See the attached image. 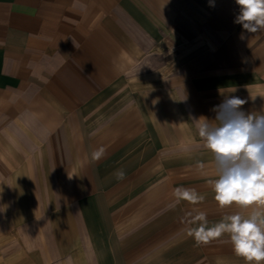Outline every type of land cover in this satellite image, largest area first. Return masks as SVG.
<instances>
[{
    "label": "crops",
    "instance_id": "1",
    "mask_svg": "<svg viewBox=\"0 0 264 264\" xmlns=\"http://www.w3.org/2000/svg\"><path fill=\"white\" fill-rule=\"evenodd\" d=\"M239 11L0 0V264H246L228 234H189L201 212L212 227L251 211L215 201L194 120L230 97L264 110V29ZM177 187L204 199L177 203Z\"/></svg>",
    "mask_w": 264,
    "mask_h": 264
},
{
    "label": "clouds",
    "instance_id": "2",
    "mask_svg": "<svg viewBox=\"0 0 264 264\" xmlns=\"http://www.w3.org/2000/svg\"><path fill=\"white\" fill-rule=\"evenodd\" d=\"M239 15L235 22L250 33L264 29V0H236ZM245 100L225 98L213 111L215 118L194 119L198 136L213 156L216 178L208 183L214 199L220 207L236 205L251 211L227 215L212 227H208L204 213L193 218L196 224L189 234L197 244H207L213 238L228 234L234 253L246 264L264 262V110L246 113L241 110ZM99 157L100 152L94 153ZM204 168L203 163L199 164ZM118 179L124 172L118 170ZM176 202L197 203L203 200L194 190L174 189Z\"/></svg>",
    "mask_w": 264,
    "mask_h": 264
}]
</instances>
